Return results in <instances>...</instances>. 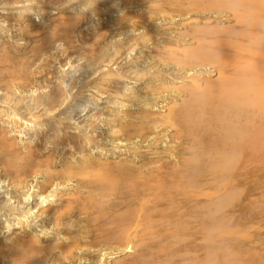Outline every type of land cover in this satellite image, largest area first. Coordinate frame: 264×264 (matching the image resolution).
Here are the masks:
<instances>
[{"label": "bare ground", "instance_id": "obj_1", "mask_svg": "<svg viewBox=\"0 0 264 264\" xmlns=\"http://www.w3.org/2000/svg\"><path fill=\"white\" fill-rule=\"evenodd\" d=\"M24 1L0 0V9L13 10ZM157 1L161 2L157 4L155 19L159 26L152 24L155 17L151 18V5L147 6L148 11H141L142 21L138 22L133 17L132 22L128 21V26L135 31L142 27L144 32L137 34L142 37L143 47L152 45L150 49L154 55H150L149 51L140 58L144 57L142 60L149 67L154 66L155 62L162 63L161 73L154 71V74L151 73L153 79L145 82L142 76L153 72L149 70L151 68L146 67L140 72L136 70L135 75L131 69L126 70L124 76L143 81V86L137 91L134 89L133 94L128 96H124L122 91L118 90L119 93L104 88V82L105 85L109 82L119 83L118 76L115 79L108 77L97 80L90 88L99 98L106 95V99H110L108 103L117 107L99 110L83 124L75 120L74 112H67L65 108L72 96L64 91L62 76L55 77L57 81L51 88L47 83L50 79L46 76L49 73L44 69L48 80L41 79L40 83L38 79L39 83L45 82L51 89L34 95L39 91L35 88V79L43 75H34L35 82L32 81L34 73L31 75V71H28L33 67L31 60L37 61L34 57L39 50H35L34 55L30 51V59L26 53L30 45L26 50L23 44L24 50L19 44L0 43V234L3 235L0 238V264H172L173 259L180 255L176 249H173L176 252L170 251L172 249L168 243L185 239H188V243L185 248L182 246L184 254L195 251V247L205 252V246H199L201 241L198 235L203 237L210 220L206 212L203 216L199 215L201 219L197 220L193 206L207 207L222 189L232 190V197H235L238 193V166L226 180H222L208 162L200 167L189 164V146L196 142V137L200 138L209 153L221 148L223 142L212 120L205 128L195 130L183 123L181 86L173 63L183 49L176 46L177 42L171 36L180 28L215 24L217 21L209 12L198 7L211 0ZM252 2L262 4L264 0ZM65 3L68 4L66 0L36 1L40 18L48 17H44L48 22L47 28L68 29L75 26V19L70 16L69 22L62 23L58 14L54 16L44 12L46 9L61 11L66 8ZM23 11L27 14L18 11V16L9 15L12 16L11 22L15 21L13 24L27 15L30 18L34 16L33 21L36 20L34 14L28 13L30 9ZM2 16L0 34L5 35L12 26H8V17L3 19L7 15ZM22 21L24 25L26 21ZM33 21L26 22L23 27L18 25L19 28L13 26L20 35L23 33L21 36L25 33L36 36L32 33L38 32L41 26ZM221 23L233 25L236 21ZM115 24L111 25L115 27ZM152 29H162V37L155 39L156 44L150 42L151 37H155L152 36L154 34L150 36V31L157 33ZM156 37H159L158 34ZM40 45L37 48L40 49ZM43 48L41 52H44ZM219 51V71L204 79V86L214 92L223 95L228 91L225 87L227 82L242 70L259 69L264 72V52L258 54L244 47H234L226 36L220 40ZM37 57L41 62L39 54ZM27 58L30 59L28 64L25 62ZM26 64L31 65L27 66L28 71ZM59 64L57 72L64 67ZM25 71L31 75V80L24 74ZM192 83L198 88L202 86L199 79ZM47 84L46 87L42 85L47 88ZM27 87L30 88L27 89L28 93H31L28 96L23 95ZM124 101L131 103L125 110L119 107L126 103ZM158 103H162L163 110L154 109ZM262 119L257 116L252 128L257 129ZM21 128H34L40 135L33 145L19 144L14 135L9 136L10 133H19ZM246 142L251 143L252 147L242 153L245 157H264V134L255 131ZM215 219L219 225L222 224L221 214ZM222 236L221 233L219 245ZM198 237L199 243L195 242ZM111 248H118L119 252H111Z\"/></svg>", "mask_w": 264, "mask_h": 264}, {"label": "rangeland", "instance_id": "obj_2", "mask_svg": "<svg viewBox=\"0 0 264 264\" xmlns=\"http://www.w3.org/2000/svg\"><path fill=\"white\" fill-rule=\"evenodd\" d=\"M36 1L26 0V2L24 1V3H20L26 8L22 7L19 4L18 6L20 8L16 6L13 10H10L11 8L5 9V11H3L4 9H0V14L7 15V16H4L3 19H5V17L6 18L8 17L9 18V20L7 19L8 24H9L8 26L9 27L12 26L10 27L11 28L10 30L8 29L9 31L7 30L8 33L6 32L5 35L4 33L0 34V38H2L0 39L1 41L0 43L7 41V44L9 45L18 44L17 41L23 40L24 41L23 44L26 45V50L29 49L30 47V49L27 50L29 53L25 51L27 55L28 54L30 55L31 53H33L31 55H34L35 50L40 51V52L38 51V53L35 52L36 56L35 57L33 56L34 58L37 59V61L33 60L31 55L29 57L30 59H32L31 63H30L29 58H27V61H25L27 64L30 63L33 65V67H31V69L28 71L29 69L28 67H30L31 65L29 64L28 66L26 64V67L28 66L26 68L27 71L28 72L31 71V75L34 73L32 75L33 78L31 77V75H28V73H26L27 71H25L24 74H27V76L30 77L28 79L31 80L32 78V81L36 77H40L43 75L42 77L35 79L38 83H39L38 79H40V83H41L45 79L49 78L50 81H47V83L50 85L51 88L54 86V82L57 81L55 77L57 78V76H62L64 78L63 85H67L66 87L63 86V88H65L64 91L65 92L67 91L66 94L69 93V95L72 96L69 102L67 101L65 108L67 112L69 111L74 112L72 113V115L74 116V118L76 117L75 120L77 122L82 121L81 124H83L84 123L83 121L89 119L93 114H96V112L98 113L99 110L101 111H104L106 109L113 110L117 107V105L115 108L111 107L112 104L108 103L110 99L109 98L106 99V95L99 98L93 92L94 90L91 89L90 86L94 82H98L102 78H108V77L109 78L111 77V79H115L118 76V79L121 82V84L118 81V79H116L119 83L114 84V83L109 82L107 83L108 85L107 84L105 85V82H104V88L106 87L105 89H108V90L111 89V91L119 90L123 92L124 87H130L133 90L136 89L137 91L143 86L142 80H144L145 82L151 81L149 80V79H153V75L151 73L154 74V71L158 73V71L163 68L162 63H158V62H155L154 66L151 65L152 67L146 66L148 64H146L144 60H142L144 57L143 58H140V57L146 56L149 51L151 52L150 55L153 56L154 53L150 49L152 45L151 47L149 46V48L143 47L142 37L139 36L141 35L140 32L143 31V29H141L142 27L139 28V30L135 31V30H131L132 28L130 29V26H128V21L132 22V19L134 18L138 20V22H140L139 20L142 21L143 14L141 13L143 11L145 12V10L148 11L149 9L151 11L150 13L151 18L153 19L155 17L153 20L154 22H152V24L156 23L157 22L155 20L157 18L156 12L158 11L157 4H160L161 3L160 1H157V0H95V4L93 6L94 0H78L77 3H74V0H69V2L68 0H66L68 4L65 3L67 5V6L65 5L66 7L65 9L61 11L46 9L44 12L46 14L51 13L54 16L55 15L57 16L58 14L62 23L69 22V16H70V18L75 19L73 22L75 23L74 24L75 26H77L79 22L77 28H75V26L73 25H72L73 27L71 26H69V28L67 27L68 29H64V28L62 29L60 27H57L59 29H57L56 27H54L55 29L53 27L47 28L46 24L48 25V22H46L47 19L44 18L47 16H44V14H43L44 17L40 18L39 20L40 22H37L36 21L37 19L36 20L34 19L33 21L34 16L30 18V16L27 15L29 18L27 16H23V18H21V21L25 20L27 23H30L31 21H33L35 25L40 24L41 28L38 32L32 33V34H35L36 36H31V34L27 36L26 33H25L26 35L24 34V36H21L23 33H21L20 35L19 30H17L13 25H17L16 27L19 28L20 25L21 27H23L26 24V22H24V25L21 24L23 23V21L22 22L17 21V24L16 23L13 24L12 22H15V21L11 22L10 19L12 16L13 17L18 16L20 12L27 14L23 10H29V9L33 10V8L34 9L37 8ZM29 3H31V5ZM149 5H151L152 8L149 7L148 9L147 6ZM27 7H29V9ZM86 9L88 10L83 12ZM18 11L20 12L18 13ZM2 15H0L1 17L0 20H2V17H3ZM9 15H12V16L9 17ZM59 17H56V18L59 20ZM62 17L64 20L66 19V21L62 20ZM128 17H130L131 20L130 19L128 20ZM116 19L118 20L119 25L118 23L115 24L117 22ZM71 20L73 21V19ZM71 20H70V23H72ZM7 21L5 23H7ZM76 21L78 22L76 23ZM229 21L231 23L234 22L233 20H228V22ZM131 22H130V25H131ZM34 23H31V24H34ZM113 23L115 24V27L117 28L111 25ZM136 24H137V21H136ZM42 25H45V27L48 30L45 29V27H43ZM154 25L156 27L159 26L157 23ZM8 26H6L5 28L7 29ZM42 29L44 31L41 33ZM155 29L154 30L152 29V31H156L157 33L155 32L153 33L150 31V36L152 34H154L152 36H155V37H151L150 42L154 41L152 42L153 44L155 43L157 39L162 37L160 34L162 32V29H160L161 31H157L159 29L157 30ZM130 30L136 35H138L137 34L138 32L139 35L135 36ZM155 34L156 35L158 34L159 37H156ZM13 40H16V41H13ZM113 40H116V41L112 42ZM60 43L63 44V47L57 48L56 47L57 44H60ZM33 44H35L34 46H36V48L33 46ZM39 44H41L40 49L37 48L39 47L37 46ZM24 45H20V46L21 47L23 46L25 50ZM28 45L30 46L28 47ZM41 47L44 49V52L43 51L42 52L46 56L42 54ZM32 48L33 49L35 48L34 51L31 50ZM37 54H39V59L40 60L42 59L41 62H39ZM44 56L47 59V61L44 58ZM59 63H61L62 67L64 66L63 68H61L63 70L62 72L60 71L61 70L60 68H59V72H57L58 66L60 65ZM155 64L157 66H155ZM171 64L173 66V63ZM40 67L41 68L43 67L42 68L43 70L47 69L46 72L50 74V75L46 74L47 78L44 75L45 70L42 71ZM148 67L151 69H149ZM145 68L149 69L150 71L153 70V72H150V74H148V76H145V77H143L144 76L143 75L142 78L144 79L140 81L136 80V78L134 79V77L131 78V77L124 76V73L128 69H131V70L136 69L138 70V72H140V70L144 71ZM34 75L36 76L35 78H34ZM120 76L122 77V81L120 80ZM41 79L43 80L41 81ZM35 82H33V84H35ZM40 83L39 85L37 84L38 88L35 84V88L39 90V91L34 92L35 96L38 95L40 92L41 93L44 91L46 92L48 91V89L49 90L51 89L49 85L45 82H43L42 84L45 87L47 84V88H44L42 84H41L42 87H40L41 86ZM72 85H73V88H72ZM27 89L29 90L30 88L27 87L26 90ZM36 89H34V91ZM26 90L25 91L23 90L24 91L23 95H26V96H28V94L31 95V93H28V90L27 91ZM143 92L145 91L143 90ZM1 93L2 91L0 92V94ZM140 93H141V90H140ZM27 99L29 100V98ZM125 102L126 101H124V103ZM127 104L130 105L131 103L128 102ZM161 104L162 103H158L157 106H154V109L163 110L161 109ZM85 108L88 109L86 113L84 111ZM27 129L28 128L26 129L21 128L19 130L20 131L19 133H10L9 136L13 137L14 135L13 138H15L16 142H18L19 144L25 143V144L33 145L37 141L40 135H37L34 128H32V130H29V129L27 130ZM250 144L251 143L246 142L239 148L241 155H240V160L238 164V189H237L238 193L235 197H232L226 209H224L221 212V216H222L221 223L222 224L220 226L223 229L221 232L223 236L221 239L222 243L220 244V247L223 250V252H226L228 254V264H264V157L263 156L261 158L245 157L244 154L242 153L249 151L251 149L252 146ZM193 209L195 210V212H197L198 217L199 215L203 216V213L205 214L206 212V206H193ZM195 212L194 214H196ZM201 216L199 218L196 216L197 220L201 219ZM207 217H208V214H207ZM198 236L200 237V240L198 237L195 242H198V240L201 241L200 243L201 245H199L201 248V246L204 245L203 237H201L200 235ZM0 238H3L2 234H0ZM186 240L188 241V239H185L182 241L177 240L176 242L172 240L168 243V245L172 247V248L170 247V249L172 250L168 249V251L169 250L174 251L176 249L178 251L177 252L178 256L180 255L178 258L175 257V259H173L172 264H183V263L184 264H187V263L188 264H193V263L203 264V261L205 260V252L202 248L199 249L198 247H195L194 250L196 252L193 251L195 253L190 252L188 254L187 253L184 254L183 248H185V246L188 243ZM179 248L180 249L182 248L181 252ZM197 249H199V251ZM181 253H182V258H181ZM191 253H193L192 256H191ZM188 256H189V259H188ZM194 259L195 260L197 259L198 262L195 261Z\"/></svg>", "mask_w": 264, "mask_h": 264}, {"label": "clouds", "instance_id": "obj_3", "mask_svg": "<svg viewBox=\"0 0 264 264\" xmlns=\"http://www.w3.org/2000/svg\"><path fill=\"white\" fill-rule=\"evenodd\" d=\"M77 2L74 0V3ZM198 7L209 12L217 23L194 24L188 29H178L171 36L177 42L176 46L183 49L173 61L181 86L182 118L184 125L192 130L205 128L210 120L214 121L223 146L209 153L200 138L196 137V142L189 146L187 159L194 167L210 163L221 179L226 180L239 164V148L255 131L264 134V119L257 129L252 128V122L257 116L264 118V72L245 69L235 73L225 85L228 91L223 95L204 86V79L215 75L220 69L219 43L224 36L234 47H244L258 54L264 52V3H253L252 0H211ZM28 13L34 14L39 20V9L33 8ZM227 20L236 23H221ZM17 43L23 45L24 41L19 40ZM56 47L62 48L63 44H57ZM132 74H136V69L132 70ZM197 79L202 84L199 88L192 83ZM131 94L133 89L125 87L123 95ZM111 107L116 105L112 104ZM119 107L125 110L128 104ZM84 111L86 113L88 109ZM232 196V190L222 189L206 207L210 223L203 232V264H228V254L219 245L223 229L215 218L226 209ZM111 252L118 253L119 249L111 248Z\"/></svg>", "mask_w": 264, "mask_h": 264}]
</instances>
